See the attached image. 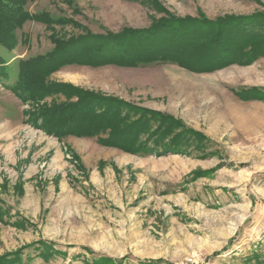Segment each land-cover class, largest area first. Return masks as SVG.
Returning a JSON list of instances; mask_svg holds the SVG:
<instances>
[{
  "label": "rangeland",
  "instance_id": "1",
  "mask_svg": "<svg viewBox=\"0 0 264 264\" xmlns=\"http://www.w3.org/2000/svg\"><path fill=\"white\" fill-rule=\"evenodd\" d=\"M27 7L49 22L15 29L10 53L0 46L9 84L18 58L48 54L72 39H96L98 48L106 37L172 18L264 14V0H33ZM105 45L116 51L112 41ZM250 52L243 50L246 63L204 72L173 63L84 65L43 81L175 119L181 123L175 132L191 129L206 138L203 148L191 141L185 154H135L101 146L96 137H55L40 126V112L76 98L27 100L1 78L0 255L43 241L66 253L46 264L97 257L120 264H253L255 255L264 262V56ZM22 259L44 264L33 248Z\"/></svg>",
  "mask_w": 264,
  "mask_h": 264
},
{
  "label": "trees",
  "instance_id": "2",
  "mask_svg": "<svg viewBox=\"0 0 264 264\" xmlns=\"http://www.w3.org/2000/svg\"><path fill=\"white\" fill-rule=\"evenodd\" d=\"M32 1L0 0V46L8 53L15 48V29L27 21L49 22L43 13L28 11L27 5ZM85 38L90 37L57 42L59 45L48 54L18 58L15 83L12 84L5 80L9 74L0 57V79L3 80V86L31 101L57 93L65 94L67 99L75 97L74 102L40 112L37 118L41 122L40 126L55 137H96L101 146L135 154L161 155L169 151L185 154L191 141L203 148L202 143L206 138L191 129L175 132V129L181 127V123L175 119L138 109L120 100L97 97L64 84H44L43 81L52 73L69 66L116 64L137 68L173 63L204 72L232 63H246L248 60L243 54L245 48L250 47L252 57L264 56V14L231 16L213 21L172 18L157 22L150 30L131 31L118 38L106 37L98 48L96 39L87 41ZM109 41H112L111 47L116 49L112 53L107 51L109 48L106 49L105 43ZM121 46L125 47L124 51H121ZM90 47L95 48L90 53L91 58L86 56ZM249 92L252 90L246 91L248 97L254 96H249ZM151 143L153 148L149 147ZM193 147L196 146L193 144ZM29 248L38 252L44 264L53 256L66 255L65 252L54 250L53 245L39 241L38 244H29L0 255V264H23V251ZM86 252L92 254L89 250ZM26 260L30 261L31 258L27 256ZM119 261L97 257L91 261L84 260L82 264H118ZM253 261V264H264L258 255L253 257ZM160 263L159 260L138 264Z\"/></svg>",
  "mask_w": 264,
  "mask_h": 264
}]
</instances>
